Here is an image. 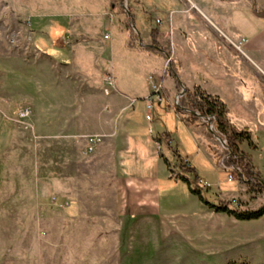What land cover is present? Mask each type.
Here are the masks:
<instances>
[{"label":"rangeland","instance_id":"obj_1","mask_svg":"<svg viewBox=\"0 0 264 264\" xmlns=\"http://www.w3.org/2000/svg\"><path fill=\"white\" fill-rule=\"evenodd\" d=\"M47 1L43 0L42 5L38 6L37 0H0V264H264V239L257 238L262 233L263 220L238 219L233 215L230 225L220 217L200 219L201 213L195 205L196 198L190 192L196 182L194 175L182 171L179 167L181 160L176 159L174 153L164 146L161 148L159 165L161 190L156 221L143 218L131 221L121 236L119 252L116 250L117 244L112 243L111 238L106 240L107 229L103 226V217L112 208L111 190L114 187L108 164L93 162L91 155L82 150L83 143L72 137L62 136L60 133L46 138L39 137L37 130L34 132L29 126L32 125L31 109L28 116H20L23 108L32 105L26 99L27 96L35 100L40 89H46V83L52 84L40 76L41 71L36 67V56L29 41V27L21 16L27 3L35 9L49 7L53 10L57 6L53 4L54 0H49V4ZM145 1L146 8H141L138 13L132 10L137 31H141L142 16L150 30L156 24L161 26L163 22L159 16L162 17L168 11L163 1L162 8L156 9L158 14L153 13L159 17V22H155L148 10L156 12V3L153 0ZM184 1L188 3L187 0ZM198 1L204 9L207 8V19L202 18L204 21L194 20L188 25L185 18L172 20L168 16V41L162 40L167 57L162 59L159 74L164 71L165 65L169 67L170 60L168 63L167 59L180 60L183 50L188 47L191 51L197 50L199 41L214 45L212 36H207L205 41L192 32L195 29L211 30L216 27L211 13L214 11V0ZM84 3L85 0H64L62 7L67 13H74L78 11V6L88 7ZM194 3L193 0L190 1L184 14L190 10L199 13L193 6ZM111 4L116 6L114 16L119 17V24L126 29V12L120 0H111L107 4L108 9ZM124 4L127 7L131 5L127 0H124ZM63 19L32 18L30 28H37L39 24V27L43 26L44 34H47L37 35L38 42L35 46L50 44L52 39L60 40V35L56 38L50 36L52 33L49 30L53 28L55 20ZM189 26L192 31L188 29ZM219 32L217 31L218 36ZM217 33L214 32L213 35L218 37ZM229 43L242 51L244 40L235 42L229 39ZM23 58L29 64L26 65L27 75L22 73ZM138 101L141 102L140 99ZM174 101L175 98L172 102ZM160 104L171 110L173 115L174 110L167 106L165 99ZM156 105H153L150 113L151 118L155 119L154 124L160 123L159 112L155 111ZM141 117L138 124L144 122L145 108ZM165 126L175 134L171 145L175 148L178 143L191 157H197L201 153L196 151L193 140L198 134L199 146L204 147L221 168L217 174L204 171L197 173L203 180L198 183L199 186H208L202 190L206 200L217 204L221 194L222 201L231 202L229 207L238 212L255 211L261 199L264 201V193L248 191L239 168L226 165L228 156L225 153V143L209 130L211 124H194L188 130L173 118L167 120ZM156 133L158 131L155 129L154 134ZM256 134L254 136L258 147L251 150L250 157L264 177V133ZM161 143L163 145L162 141ZM230 175L234 180H228ZM181 176L189 178V183ZM53 197L67 200L69 204L59 207L53 202ZM72 201L80 205V218L83 219L69 225L66 220L70 215L68 209ZM225 215L222 217H226ZM209 221L221 222V242L216 238L217 232H213L212 228L206 229L205 224L210 223ZM234 231L237 233V244L234 243L235 238L230 237ZM81 232L89 244V250H84L88 258L82 259L84 255L78 251L76 256L79 259H72L71 248H75ZM71 237L74 239L73 244Z\"/></svg>","mask_w":264,"mask_h":264},{"label":"crops","instance_id":"obj_2","mask_svg":"<svg viewBox=\"0 0 264 264\" xmlns=\"http://www.w3.org/2000/svg\"><path fill=\"white\" fill-rule=\"evenodd\" d=\"M42 1L37 0L38 6L42 5ZM127 1L131 3L129 7L126 6L127 9L131 8L134 13L146 8L145 0ZM153 1L156 3V12L149 9L150 16H154L153 13L158 14L156 9L162 8L163 1L168 9L162 17L159 16L163 22L161 26L155 25L156 39L167 57L162 40L168 41V16H171L172 20L185 18V22L190 25L191 21L200 22L204 21L202 18L207 19V8L204 9L198 0H193L196 3L193 6L200 14L194 10L184 14L191 0H187L188 3L184 0ZM53 2L57 6L53 7L52 11L49 7L35 9L27 3L21 13L23 22L29 27V41L36 56V67L41 71L40 76H43L45 81L52 82L46 83V89L40 85L39 96L35 100L27 96L26 99L32 105L26 107L31 109L32 128L34 132L37 130L39 137L56 136L58 133L72 137L75 141L83 143L82 150L91 155L93 162L108 164L111 180L114 181L111 190L113 203L110 211L108 210L109 214L103 217V226L107 229L106 240L111 238L112 243L117 244L116 250L119 252L121 236L131 221L142 218L150 221L157 219L161 190L160 140L166 132L172 133L171 142L175 139V134L166 128V121L174 118L184 128H192L183 124L175 112L172 115L171 110L163 108L159 103H155V111L159 112L160 123L154 124V118H146L144 99L151 92L149 78L161 83L162 87L168 90L171 102L176 98L178 91L172 76H164V72L159 74L160 64L165 58L144 50L151 44V28L147 29L143 16L140 18L141 31H137L133 26L130 10L129 14L125 11L124 24L129 18L133 30L140 36L137 46L135 43L130 44L128 29H124L119 24V17L114 16L116 6L111 4L109 9L107 8L111 0H85L84 4L88 7L78 6V11L74 13H67L62 7L64 0ZM46 3L49 4V0ZM212 8L215 29L192 31L190 26L188 29L205 41L207 36H212L214 45L202 44L199 41L197 50L191 51L188 47L183 50L180 60L172 58L180 64L177 78L183 88L198 85L208 94L219 96L226 103L232 123L251 132L254 147L247 143L241 145V148L251 155V150L258 147L254 135L257 136L258 132L264 133V0H214ZM45 17L64 18L55 20L53 28L49 30L52 33L50 36L56 38L60 35L61 39L53 41L50 37V44L38 47L35 46L38 42L36 36L47 34H44V28L39 27V24L37 28H30L31 19ZM159 17H153L155 22ZM217 31H220L219 36ZM214 32L218 37L213 35ZM229 39L235 42L243 39L242 51L233 47ZM22 61V73L27 75L26 65L29 64L24 58ZM106 74L113 76L115 85V88L107 93L104 84ZM144 108V122L138 124ZM147 121L148 123H145ZM155 129L158 134H154ZM196 136L197 138H193L196 151L201 152L197 157H191L178 143L175 150L196 173L204 171L217 174L221 168L204 147L199 146L200 137L198 134ZM174 156L178 159L175 154ZM252 165L264 180L258 167L253 162ZM192 194L201 213L200 219L212 220L220 217L224 218L225 223L232 225V215L226 216V213L215 211L198 195ZM218 199H222L221 194ZM263 206L264 201L261 199L255 209ZM68 211L70 215L66 223L69 225L83 219L80 218L78 203L70 202ZM223 215L226 217H222ZM259 220L264 222V215L260 216ZM215 222L205 224V227L217 232L216 238L221 242L222 225L220 221ZM233 223H236L235 220ZM261 232L257 238L264 239V223ZM230 237H234V243L237 244L236 231L231 232ZM79 238L75 248H71L72 259H79L76 256L78 251L85 256H82V259L88 258L86 252L89 250V244L84 238V233L81 232ZM216 238H213L214 241ZM73 240L71 237V244L74 243Z\"/></svg>","mask_w":264,"mask_h":264},{"label":"trees","instance_id":"obj_3","mask_svg":"<svg viewBox=\"0 0 264 264\" xmlns=\"http://www.w3.org/2000/svg\"><path fill=\"white\" fill-rule=\"evenodd\" d=\"M130 1L137 2V0ZM129 10L132 16V9L129 8ZM125 23L126 28L128 29V32L130 34V44L135 43L137 46H139L137 41L140 36L137 35V33L134 32L133 29H131V20L127 18ZM156 34L157 31L155 27H152L150 41L151 46L144 48V50L151 54L166 58V56L162 52L163 49L161 45L156 39ZM179 66V63H177L173 59H170L169 67L164 71V76L170 75L175 79L176 89L178 92H180L183 88L179 79L177 78ZM184 89V94L179 98L178 104H174L170 101L171 99L168 90L162 87V101L160 103H162L165 99L167 101V106L172 107L174 112L179 116L180 120L186 126L190 127L194 124L205 126L208 124V122H210L213 127L214 134L225 141V153L228 156L226 159V165H232L239 168L240 176L246 183L249 192L264 193V180L254 169L250 154L241 148V145L243 143H247L249 144V146L254 147L250 130L245 127L239 128L232 123L229 118L227 105L219 96L208 94L198 85H194L191 88L184 87ZM161 141L163 142V145ZM170 142V134L166 132L160 140V147L162 148V146H164L165 148L171 150L177 156V158L181 160V162L179 163V167L181 168V170L194 175V180L196 182L195 185L190 188V191L198 195L199 198L204 200L207 204H210V206L213 207L215 211L223 212L232 216L234 215L238 219L259 218L260 216L264 215V206L255 211L238 212L237 210L229 207L231 202L218 199V203L214 204L206 200L202 195V190L204 188L207 189L208 186H205L204 188L199 186L198 183H201L202 180L199 179L195 169L188 166L186 162L181 159ZM182 178L189 183V178Z\"/></svg>","mask_w":264,"mask_h":264},{"label":"built area","instance_id":"obj_4","mask_svg":"<svg viewBox=\"0 0 264 264\" xmlns=\"http://www.w3.org/2000/svg\"><path fill=\"white\" fill-rule=\"evenodd\" d=\"M157 22H159V20H156ZM170 59H167V62L169 63ZM167 69V65L164 66V71ZM163 71V72H164ZM149 83L151 86V92L150 94L144 99L145 100V107L147 110V114H146V118L148 120H151V110L153 108V105L155 103H160L162 101V95H161V89H162V84L159 82H155L153 81L151 78H149ZM104 84L106 85L105 87V92L107 93L109 90L114 89L115 85H114V79L113 76L111 74H106L104 76ZM179 102V94H177L174 104H178ZM30 114V109L29 108H23L20 112V116L22 117H26ZM30 127H32V125H29ZM212 127V126H211ZM91 148H89L90 150ZM232 176H228V180H231ZM53 202L55 204H57L59 207H65L69 204V202L67 200H59L56 197H53Z\"/></svg>","mask_w":264,"mask_h":264},{"label":"water","instance_id":"obj_5","mask_svg":"<svg viewBox=\"0 0 264 264\" xmlns=\"http://www.w3.org/2000/svg\"><path fill=\"white\" fill-rule=\"evenodd\" d=\"M122 6L124 7L125 11L129 14V10L127 9L126 5L124 4V0H120ZM134 26V25H133ZM151 46V45H149ZM185 89L182 88L181 91L178 93L179 98L184 94ZM209 121V120H208ZM208 125H210V122H208ZM211 132H213L212 127H208ZM218 138V137H217ZM222 143H225L221 138H218ZM264 183V182H263Z\"/></svg>","mask_w":264,"mask_h":264}]
</instances>
